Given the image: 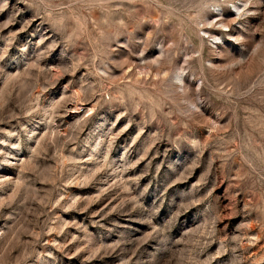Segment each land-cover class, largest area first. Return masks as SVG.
Instances as JSON below:
<instances>
[{"label": "rangeland", "instance_id": "obj_1", "mask_svg": "<svg viewBox=\"0 0 264 264\" xmlns=\"http://www.w3.org/2000/svg\"><path fill=\"white\" fill-rule=\"evenodd\" d=\"M0 264H264V0H0Z\"/></svg>", "mask_w": 264, "mask_h": 264}]
</instances>
